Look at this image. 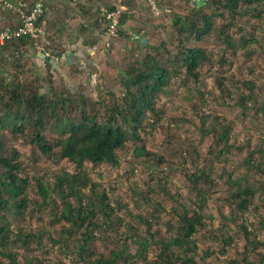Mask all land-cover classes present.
<instances>
[{"label": "rangeland", "instance_id": "374dc122", "mask_svg": "<svg viewBox=\"0 0 264 264\" xmlns=\"http://www.w3.org/2000/svg\"><path fill=\"white\" fill-rule=\"evenodd\" d=\"M152 1L157 14L161 10L168 11L162 15L167 26L153 38L152 44L156 47L151 52L142 53L144 58L134 52L124 53L116 62L117 68L110 69L109 73L113 74L107 72L106 78L103 76V80L99 79L96 91L84 98L88 104L86 113L91 115L95 112L99 120L105 121L109 111H114L116 107L124 109L123 79L134 76V68L157 53L159 55L156 58L161 59V63H168V68L171 67V58H175L183 46H199L204 50L207 60L199 70L198 80L188 77L184 69L179 68L181 73L172 75L168 86L155 96L153 107L156 113L146 112L136 131L133 130V124L125 125V122L120 121L129 138L123 148L116 150V163L94 165L89 161L84 162V167L96 183L98 195L102 191L106 193L107 204L121 221L119 234H111L105 242H96L95 252L125 246L129 247V254H135L137 246L125 237L129 236L127 225L142 230L135 217L139 213L136 202L139 205L138 198L144 196L162 205L167 212L179 213L182 204L192 209L200 205L205 228L195 238L198 246L195 264H227L229 260L246 264L244 259L248 264H264V120L259 109L264 106V18L255 12L256 7L260 9L261 4L264 6V0L249 8H237L238 12L231 16L225 8L219 10L222 16H217L210 0H200V5H193L192 0ZM191 8H198L201 14L212 15L215 29L201 41L197 42L194 38L183 40L182 36V42L177 37L181 25L176 18L182 15L188 20ZM198 25L201 26V21ZM227 26V35L223 33L218 38L215 30ZM225 36L231 41L230 47L222 42ZM218 82L228 89L229 95L235 100L240 92L245 97L248 94L243 83H252L253 99L244 98L241 108L237 103L227 104L223 99L227 93L220 90ZM51 100L57 103L56 97L53 96ZM71 100L70 104L66 102L68 105L62 111L55 105L54 111L59 121L80 119L81 113L75 108L80 101ZM204 114L209 115V118L203 119ZM58 120L54 121L53 118L46 121L45 129L40 133L49 144L59 137L56 132L60 124ZM223 126L227 127V144L217 140ZM133 131L141 141L132 140L130 134ZM32 132V125L26 124L23 132H4L0 135V145L5 152L11 153L14 149L19 152L21 176L27 177L31 183L37 178L46 183L52 181L57 173L76 170L73 163L57 159L54 155L46 157L42 154L30 142ZM140 146L144 147L145 153L136 155V149ZM158 157L163 161L158 160ZM191 174H203L207 179L201 175L203 177L198 187L194 188L188 179ZM228 179L238 180L240 188L253 191L251 202L243 212L237 211L230 201V194L235 187H231L232 183L230 185ZM199 189L203 195L197 194ZM35 195L40 199L38 194ZM35 195L30 192L31 197ZM51 197L58 209V197L55 194H51ZM142 211L144 215H150L152 208L144 206ZM10 218V221L19 222V218ZM99 218L97 222L94 221L102 226L105 219ZM20 223L27 229L44 226L49 232L59 231L61 225L51 222L48 205L42 207L33 202L20 217ZM260 225H263V229ZM242 226L248 236L244 234ZM253 236L261 245L254 247L256 243L251 241ZM224 239L229 240L230 244H225ZM67 245L70 248L69 243ZM29 246L28 251L34 249L33 244ZM42 246L45 250L41 256L45 260L77 264L72 257L56 253V246L46 238L42 240ZM204 250L209 251V255L206 256ZM18 251L20 263L31 254L40 255V252ZM156 252L155 246H152L147 260H155ZM120 264L143 262L134 258Z\"/></svg>", "mask_w": 264, "mask_h": 264}, {"label": "trees", "instance_id": "16d2710c", "mask_svg": "<svg viewBox=\"0 0 264 264\" xmlns=\"http://www.w3.org/2000/svg\"><path fill=\"white\" fill-rule=\"evenodd\" d=\"M259 1L261 0H210V4L215 6L217 16H222L219 11L222 8L227 9L228 15L231 16L238 12L237 8L245 6L249 8ZM261 5L260 9L255 8V12L264 18V6ZM212 18V15L199 13L198 8L190 9L188 20L178 15L176 19L181 28L178 30L177 37L179 40L183 36V40L194 38L197 42L201 41L215 29L212 25ZM199 20L201 26L198 25ZM19 25H21L20 19L19 24L10 29L17 28ZM228 28L229 26L215 30L217 37L220 38L223 33L226 34ZM24 39L28 40L20 38L7 44ZM222 42L227 47L231 46V41L227 36L223 37ZM158 55L157 53L155 57L147 56L148 61L134 68L133 71L136 73L134 76H127L123 79L124 109L116 107L114 111H109L105 121L99 120L95 112L88 115L85 111L87 101L81 97L78 99L80 103H77L75 107L81 113L80 119L59 121L55 115V105L62 111L72 102L73 97L69 96L67 99L56 94L54 97L57 98V103H54L51 100L53 96L47 97L37 91L25 93L20 83L9 85L4 78L0 79V135L4 132L12 134L23 132L26 124H30L33 129L30 142L42 154L46 157L54 155L57 159L73 163L76 169L74 172L57 173L52 181L46 183L39 178L31 183L27 177L20 175L22 163L18 159L19 152L14 149L13 152L7 153L0 145V264H62L60 261L45 260L41 256L45 250L42 246L44 238L56 246V253L72 257L77 264H120L134 258L139 259L143 264H195L198 247L195 238L197 233L205 228L203 217L200 214V205L192 209L191 206L182 204L179 213L167 212L162 205L144 196L138 198L139 205L136 202L139 213L135 217L142 226V230L127 225L129 236L125 237L130 240L131 244L137 246L135 254H129V247L125 248V246L95 252L96 242H105L111 234H119L118 228L121 221L107 204L106 193L102 191L98 195L96 183L84 167V162L89 161L94 165L116 163V150L123 148L129 138L127 130L120 121L125 122V125L133 124V130L136 131L146 112L156 113L153 100L168 86L170 77L181 73L179 68H183L185 75L198 80L199 70L207 60L204 50L199 46L181 47L174 56L175 58L170 57L172 61L170 68L167 67L168 63H161L162 60L156 58ZM218 84L220 90L227 93V96L223 98L227 104L237 103L241 108L244 98L253 99L252 83H243V86L248 89V94L245 97L240 92L236 100L229 95L228 89L221 82ZM259 109L262 111L263 116L261 117L264 120V106ZM205 117L209 118V115L204 114L203 119ZM53 118L54 121L58 120L57 123H60L56 128L59 137L49 144L44 135L40 133L45 129V122ZM134 131L131 132L130 137L134 142H138L140 138L138 139ZM219 131L217 140L220 143H226L228 141L227 127L223 126ZM144 150L143 146L138 147L136 155L144 154ZM158 160L163 161L161 157H158ZM201 175L191 174L188 177L194 188L198 187V182L203 176L207 179L205 175ZM228 181L230 185L232 183L231 187H235L230 194V201L234 203L237 211H245L251 202L253 191L240 188L238 180L228 179ZM31 191L34 195L38 194L40 199L36 195V198L31 197ZM51 194H55L60 201L58 209H56ZM197 194H202L200 189ZM32 202L42 207L45 204L48 205L51 222L61 223L59 231L49 232L44 226L27 229L20 223V217ZM144 206L152 208L151 216L143 214ZM11 216L19 218V222L10 221ZM99 217L105 219V224L102 226L95 223L100 219ZM260 226L263 229V225ZM105 228L107 230L103 233ZM242 229L248 236L244 226ZM139 230L142 232L139 233ZM253 237L251 241L256 243L254 247L261 245L255 236ZM223 242L230 244L229 240L224 239ZM30 244H33L34 249L28 251ZM152 246H155L157 250L156 259L148 261L147 256ZM18 250L28 251V253L40 252V255L31 254L24 257L20 263L18 262ZM203 253L206 256L209 255L207 250ZM243 261L248 264L247 260ZM227 264H239V262L229 260Z\"/></svg>", "mask_w": 264, "mask_h": 264}, {"label": "crops", "instance_id": "0c3cea01", "mask_svg": "<svg viewBox=\"0 0 264 264\" xmlns=\"http://www.w3.org/2000/svg\"><path fill=\"white\" fill-rule=\"evenodd\" d=\"M38 1L7 0L13 9L0 4V30L17 26L19 11H29ZM148 1L125 0L120 37L113 43L106 40L98 20L99 6L111 5L113 0L47 2L38 21L43 30L41 39L0 46V79L9 85L20 83L25 93L84 99L96 91L99 79L106 78L107 72L113 74L110 69L117 68L116 62L124 53L139 56L156 47L153 38L167 26L162 15L168 11L155 15Z\"/></svg>", "mask_w": 264, "mask_h": 264}, {"label": "built area", "instance_id": "2783aa9c", "mask_svg": "<svg viewBox=\"0 0 264 264\" xmlns=\"http://www.w3.org/2000/svg\"><path fill=\"white\" fill-rule=\"evenodd\" d=\"M52 0H39L27 12L19 11L21 25L14 29L0 30V46L9 42L26 38L36 42L43 36L42 28L37 24L45 11V4ZM125 0H113L111 5L101 4L98 8V20L104 28V36L107 41L114 42L119 38L120 19L124 12ZM153 13L157 15V8L153 1L149 0ZM5 8L12 9V5L7 0H0ZM33 42V43H34ZM63 56H61V59Z\"/></svg>", "mask_w": 264, "mask_h": 264}, {"label": "water", "instance_id": "95a60500", "mask_svg": "<svg viewBox=\"0 0 264 264\" xmlns=\"http://www.w3.org/2000/svg\"><path fill=\"white\" fill-rule=\"evenodd\" d=\"M200 0H192L193 5H200Z\"/></svg>", "mask_w": 264, "mask_h": 264}, {"label": "clouds", "instance_id": "9594fccd", "mask_svg": "<svg viewBox=\"0 0 264 264\" xmlns=\"http://www.w3.org/2000/svg\"><path fill=\"white\" fill-rule=\"evenodd\" d=\"M118 39H119V38H118ZM118 39H117V40H118ZM114 42H115V41H114Z\"/></svg>", "mask_w": 264, "mask_h": 264}]
</instances>
